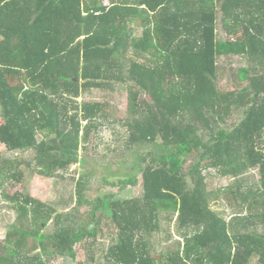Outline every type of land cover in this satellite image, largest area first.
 Wrapping results in <instances>:
<instances>
[{"label":"trees","instance_id":"1","mask_svg":"<svg viewBox=\"0 0 264 264\" xmlns=\"http://www.w3.org/2000/svg\"><path fill=\"white\" fill-rule=\"evenodd\" d=\"M101 1L0 0V178L24 180L19 153L33 152L47 178L78 163L80 146L106 119L104 104L79 98L125 86L127 145L150 147L135 151L142 195L89 200L85 178L74 212L60 214L4 194L32 228L7 233L0 264L76 262L78 244L95 246L99 213L118 231L105 264H264V0ZM220 25L226 40L217 38ZM229 56L249 61L232 88L220 85L218 66ZM209 169L236 180L218 193L229 219L212 208ZM253 170L257 182L247 178ZM84 206L92 211L78 212ZM162 215L175 218L184 244L155 255L144 238L161 229ZM86 252L89 262L77 264L95 261Z\"/></svg>","mask_w":264,"mask_h":264},{"label":"rangeland","instance_id":"2","mask_svg":"<svg viewBox=\"0 0 264 264\" xmlns=\"http://www.w3.org/2000/svg\"><path fill=\"white\" fill-rule=\"evenodd\" d=\"M103 5H108L109 0H102ZM134 33L140 35L142 25H134ZM217 38L226 40L227 36L220 25L217 30ZM248 60V59H247ZM245 59H235L232 56L219 59L220 68V85H232L235 83L233 73L238 67L247 65ZM228 88H232L230 86ZM235 86V85H234ZM227 89V88H226ZM140 98L150 101V97L142 94ZM80 102H99L105 105L106 119H101V126L91 133L88 143L80 146L78 152V163L70 166L68 170L60 171L53 178L42 176L34 165V153L29 152L20 154L18 157L25 162L22 170L25 174L21 183L5 182L0 178L1 198L0 204V244L7 236V233L13 228L20 229L22 232H29L32 228L30 220L20 218V214L13 208V203L6 196L12 197L15 194L31 196L38 201L49 204L60 214H71L77 205V183L81 179H86L88 191L87 198L95 199L104 195L113 194L115 200H131L142 195L141 174L139 172V157L135 151L146 154L150 147H128L127 138L129 136L126 122L129 119V90L125 86H116L112 89H92L83 92L79 98ZM1 112V111H0ZM240 118V114H237ZM235 116L234 119L237 117ZM234 121V120H233ZM193 160L189 159L185 168L191 165ZM138 162V164L136 163ZM27 163H33V167L27 166ZM143 164V163H142ZM130 176L137 177V185L123 186L119 182L126 181ZM207 184L212 193V208L229 219L231 211L226 203L218 195L219 190L234 184V178H220L215 170L209 169L204 171ZM251 182H257L260 175L253 170L247 176ZM108 181L109 183H106ZM90 206L80 207L78 212H91ZM101 220L100 231L93 248H85L84 244H78L75 247L77 253L76 262H72L62 257L54 258L49 264H77L78 262H89L86 258V249L93 251L95 261L91 264H105L107 262L108 250L116 244L118 231L113 225L111 218L104 213H99ZM160 230L147 236L144 240L147 242L152 253L155 255L162 254L171 249L178 247V241L183 242L180 228L173 220H169L166 215H162ZM55 230L53 222L49 223L44 229L45 234H52ZM144 235V234H143ZM90 242V241H89Z\"/></svg>","mask_w":264,"mask_h":264},{"label":"crops","instance_id":"3","mask_svg":"<svg viewBox=\"0 0 264 264\" xmlns=\"http://www.w3.org/2000/svg\"><path fill=\"white\" fill-rule=\"evenodd\" d=\"M226 34V33H225ZM220 178H226V177H221V176H219ZM229 178H232V177H229Z\"/></svg>","mask_w":264,"mask_h":264}]
</instances>
